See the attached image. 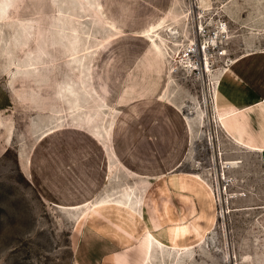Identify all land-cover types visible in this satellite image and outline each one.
Listing matches in <instances>:
<instances>
[{
    "label": "rangeland",
    "instance_id": "rangeland-1",
    "mask_svg": "<svg viewBox=\"0 0 264 264\" xmlns=\"http://www.w3.org/2000/svg\"><path fill=\"white\" fill-rule=\"evenodd\" d=\"M0 89V264H264V0H0Z\"/></svg>",
    "mask_w": 264,
    "mask_h": 264
},
{
    "label": "crops",
    "instance_id": "crops-1",
    "mask_svg": "<svg viewBox=\"0 0 264 264\" xmlns=\"http://www.w3.org/2000/svg\"><path fill=\"white\" fill-rule=\"evenodd\" d=\"M0 94L2 95V91H1V89H0ZM2 101L4 100V96L2 95ZM263 101H264V99H260V100H257V101H255V102H253V104H246V105H242V106H237V108H235V110H237V109H239V112H242L241 114L242 115H240L239 117H237L238 119H237V121H239V120H241L242 118H243V116H250V120H252V122L251 123H253V119L252 118H254L255 119V126H254V128H259L258 126H259V120H261V121H263L264 122V103H263ZM257 104H259V106L260 105H263V108H262V111H260V112H254V111H256V110H254V107L257 105ZM254 112V113H253ZM234 113H236V111H234ZM259 114L257 117H256V114ZM253 116V117H252ZM250 123V122H249ZM251 123H250V125H251ZM249 125V126H250ZM261 126H262V124H261ZM257 154H258V157H260L261 158V160H260V162L261 163H259L258 165H257V170L259 171V172H262V174H263V176H264V153L263 152H256ZM263 182H264V179H263ZM263 184V183H262Z\"/></svg>",
    "mask_w": 264,
    "mask_h": 264
}]
</instances>
